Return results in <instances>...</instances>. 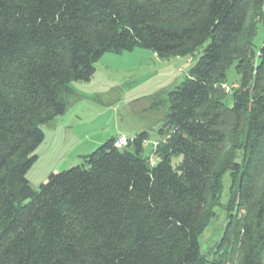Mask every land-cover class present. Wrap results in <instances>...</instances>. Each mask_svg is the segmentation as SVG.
<instances>
[{
    "label": "trees",
    "instance_id": "obj_1",
    "mask_svg": "<svg viewBox=\"0 0 264 264\" xmlns=\"http://www.w3.org/2000/svg\"><path fill=\"white\" fill-rule=\"evenodd\" d=\"M260 23L264 0H0V264H264ZM137 49L202 50L168 95L154 158L148 133L123 149L114 138L35 191L42 126L65 114L70 83ZM227 174L228 223L208 259L199 239Z\"/></svg>",
    "mask_w": 264,
    "mask_h": 264
},
{
    "label": "rangeland",
    "instance_id": "obj_2",
    "mask_svg": "<svg viewBox=\"0 0 264 264\" xmlns=\"http://www.w3.org/2000/svg\"><path fill=\"white\" fill-rule=\"evenodd\" d=\"M263 40L264 26L260 23L253 43L256 52ZM201 55L202 50L192 61L190 56L160 59L148 49L105 54L90 81L70 83L65 114L42 126L45 140L37 148L38 160L27 174L32 188L39 191L50 175L81 165L84 156L121 135L133 140L148 133L143 156L154 158V144L163 140L160 130L169 113L168 95L186 79ZM227 76L231 88L239 81L235 65ZM228 104L233 105L232 99ZM230 187L227 174L216 217L199 239L201 253L208 259L214 255L228 223Z\"/></svg>",
    "mask_w": 264,
    "mask_h": 264
},
{
    "label": "built area",
    "instance_id": "obj_3",
    "mask_svg": "<svg viewBox=\"0 0 264 264\" xmlns=\"http://www.w3.org/2000/svg\"><path fill=\"white\" fill-rule=\"evenodd\" d=\"M224 88L228 91H230V89L227 86H224ZM129 140L124 136H120L117 141L115 142V147L117 149H123L124 147H126V145L128 144Z\"/></svg>",
    "mask_w": 264,
    "mask_h": 264
},
{
    "label": "crops",
    "instance_id": "obj_4",
    "mask_svg": "<svg viewBox=\"0 0 264 264\" xmlns=\"http://www.w3.org/2000/svg\"><path fill=\"white\" fill-rule=\"evenodd\" d=\"M122 136V135H121ZM117 139V138H116Z\"/></svg>",
    "mask_w": 264,
    "mask_h": 264
}]
</instances>
